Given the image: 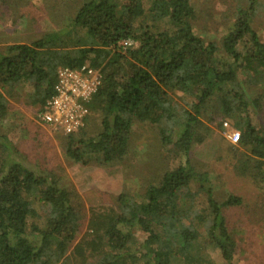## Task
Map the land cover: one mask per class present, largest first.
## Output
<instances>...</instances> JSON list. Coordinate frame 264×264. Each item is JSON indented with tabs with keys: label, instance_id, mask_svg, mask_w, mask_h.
Returning <instances> with one entry per match:
<instances>
[{
	"label": "trees",
	"instance_id": "trees-1",
	"mask_svg": "<svg viewBox=\"0 0 264 264\" xmlns=\"http://www.w3.org/2000/svg\"><path fill=\"white\" fill-rule=\"evenodd\" d=\"M67 5L71 13L58 30L0 50V264H70L68 248L81 264H218L201 254L202 245L217 251L219 264H237L225 214L243 201L217 200L190 151L217 105L240 133L237 149L249 150L240 152L239 176L261 191L264 208V41L253 28L256 0L237 8L219 45L194 31L193 0H59L55 9ZM74 30L86 41L69 51L64 37ZM84 64L99 71L101 85L84 126L62 135L63 154L82 167L119 165L139 123L155 130L174 165L140 196L122 192L108 208L90 210L81 240L74 193L25 159L2 125L12 102L23 97L41 111L58 68Z\"/></svg>",
	"mask_w": 264,
	"mask_h": 264
},
{
	"label": "rangeland",
	"instance_id": "rangeland-1",
	"mask_svg": "<svg viewBox=\"0 0 264 264\" xmlns=\"http://www.w3.org/2000/svg\"><path fill=\"white\" fill-rule=\"evenodd\" d=\"M58 1L0 0V50L8 45L29 43L46 32L58 30L62 26L63 17L71 13L68 5L64 11L63 7L55 9ZM249 2L250 0H193L197 11L194 31L219 45L222 36L229 30L237 8L244 9ZM256 5L253 28L264 41V0H256ZM160 27L157 25V28L161 29ZM85 41V34L81 30H74L64 37L63 46L72 51L76 48V42L81 45ZM24 91H27L26 87ZM253 96L250 94L249 98ZM22 99L20 97L19 102L11 103L10 114L2 126L25 159L39 166L42 171L54 174L74 193L73 203L78 208L83 225L78 239H87L88 235L84 238L83 234L90 210L108 208L122 192L140 196L147 184L156 182L162 172L174 165L161 147L155 130L135 123L132 127L130 151L121 164L82 167L63 154L62 134L53 132L38 122L36 107H27L21 103ZM211 106L206 118L202 120L204 139L193 146L190 160L202 171L208 172L217 200L235 195L240 196L243 201L242 208L225 214L239 247L237 264H264L263 196L250 179L239 176L240 152L249 153V150L237 149L238 143L232 144L223 136V119L219 108L217 109V105ZM91 122L93 123L92 120ZM65 253L70 255V264H81L78 263L79 259L75 261L71 256L76 254L74 248H68ZM201 254L214 263H220L216 250H205L202 245Z\"/></svg>",
	"mask_w": 264,
	"mask_h": 264
},
{
	"label": "built area",
	"instance_id": "built-area-1",
	"mask_svg": "<svg viewBox=\"0 0 264 264\" xmlns=\"http://www.w3.org/2000/svg\"><path fill=\"white\" fill-rule=\"evenodd\" d=\"M101 79L99 71L88 64L75 69L58 68L52 95L36 114L38 122L64 136L77 133L89 115V103L97 93ZM221 129L229 142L238 143L240 133L229 122L222 120Z\"/></svg>",
	"mask_w": 264,
	"mask_h": 264
}]
</instances>
